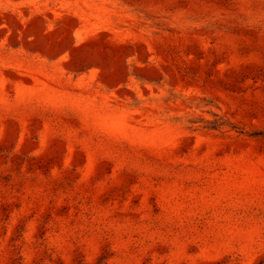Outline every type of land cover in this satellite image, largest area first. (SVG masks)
<instances>
[{"label":"rangeland","instance_id":"obj_1","mask_svg":"<svg viewBox=\"0 0 264 264\" xmlns=\"http://www.w3.org/2000/svg\"><path fill=\"white\" fill-rule=\"evenodd\" d=\"M0 264H264V0H0Z\"/></svg>","mask_w":264,"mask_h":264},{"label":"bare ground","instance_id":"obj_2","mask_svg":"<svg viewBox=\"0 0 264 264\" xmlns=\"http://www.w3.org/2000/svg\"><path fill=\"white\" fill-rule=\"evenodd\" d=\"M44 65V64H43Z\"/></svg>","mask_w":264,"mask_h":264}]
</instances>
